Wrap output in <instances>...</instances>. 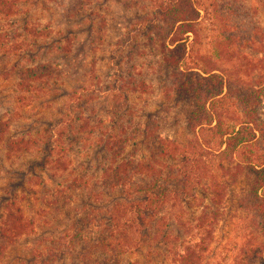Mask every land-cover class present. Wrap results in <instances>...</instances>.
Here are the masks:
<instances>
[{
    "label": "trees",
    "instance_id": "trees-1",
    "mask_svg": "<svg viewBox=\"0 0 264 264\" xmlns=\"http://www.w3.org/2000/svg\"><path fill=\"white\" fill-rule=\"evenodd\" d=\"M29 1L0 0V15L9 16L12 8L15 15H22L23 4ZM49 1L64 4L63 0ZM145 1L148 2L143 7L146 13L140 18L135 34L144 30V38L155 58L154 66H147L157 68L158 75L164 72L162 81L170 84L163 88L167 94L165 100L174 97L175 106L186 101L185 124L193 138L182 142L161 138L156 133L162 123L157 114L129 107L122 87L136 95L145 93L143 76L136 72V67H141L137 59L144 48L138 50L140 45L132 34L122 45L118 44L119 50L125 52L121 57L126 61L125 73L119 68L120 59L117 71L106 82L94 77L90 88L85 82L76 85L75 92L67 97L79 93L78 102L72 106L77 112L71 118L63 119L66 113L62 112V116L47 122V129L29 137L17 133L7 138L11 120L0 116V146L5 148L6 159L30 155L21 166L23 169L11 174L17 175L20 184L13 186L9 182L0 194V264L9 250L31 238L38 245L30 249L29 260L17 257L18 264H57L68 256L69 264H158L160 260L163 264H210L205 234L198 241L192 239L194 230L204 229L207 214L194 220L193 226L182 217L185 204L197 192H206L215 181L211 162L219 158L227 160L225 166L220 163L218 168L223 174L230 173L231 180L238 177L235 171L243 172L244 181L250 178L245 185L247 213L241 218L246 239L233 264H264V150L260 153L257 150L261 142L257 134L262 133L258 119L249 116L250 120L244 122L221 116L217 104L222 100V90L230 83L229 77L217 73L204 57H192L191 47L199 37L200 13L206 12L202 0ZM73 13L70 11L68 17ZM28 23L25 21L20 34L11 38V43L14 42L11 51L17 56L16 65L11 68L16 77L15 101L19 108L34 101L46 107L62 91V71L55 64L28 65L37 59L31 55L30 48L64 54L70 50L63 52V44L57 39L41 43L51 28H31ZM240 23L229 20L218 27L216 57L222 48H232L235 55L240 54L242 43L249 41H240L239 32L244 30ZM16 38L18 42L14 41ZM233 74L235 81L238 78ZM4 76L6 72L0 69V78ZM118 81L121 84L117 85ZM116 90L122 95L114 93V106L100 114L97 107L101 99ZM251 92L255 94L254 90ZM263 97L259 92L258 99ZM169 111L164 109L165 114ZM246 111L243 107L242 115ZM144 116L139 125L136 120ZM138 140L139 146H144L141 150ZM72 149L76 153L73 158L68 155ZM229 157L235 159L233 165ZM34 166L42 172V177L34 174ZM30 177L39 179L40 186H45L47 181L55 182L56 186L65 183L57 191L60 197L52 199V210L43 209L45 212L48 209L49 216L44 214L39 220L35 218L37 213L28 217L16 205L19 188L26 205L31 204L33 193L27 188ZM79 190L85 195L82 208L87 209L86 216L64 228L59 236L48 234L45 227L51 225L49 222H59L66 208V213L70 211L68 205L74 203ZM124 255L142 258L120 262Z\"/></svg>",
    "mask_w": 264,
    "mask_h": 264
},
{
    "label": "rangeland",
    "instance_id": "rangeland-1",
    "mask_svg": "<svg viewBox=\"0 0 264 264\" xmlns=\"http://www.w3.org/2000/svg\"><path fill=\"white\" fill-rule=\"evenodd\" d=\"M63 2L64 4L60 5L49 0H30L29 3L23 4L24 11L22 15H15L16 11L14 13L13 8L12 15H9V12L7 13L9 16L0 15V69L6 72V77L0 78V116L3 115V119L11 120L7 138L17 136V133L29 137L38 130L40 132V130L47 129V122L56 120V118L62 116V112L66 113L63 119L74 116L77 112L74 107L78 102L79 93L69 99L67 97L75 92L73 90L79 83L85 82L86 86L90 88L94 83V77H99L106 82L109 76L117 71L119 61L122 55L125 54V52L119 50L118 44L122 45L123 41H127L128 35L132 34L133 40L140 45L138 50L144 48L143 54L137 59V65L141 67H136V72L141 73L143 76L145 84L143 86L145 91H143L145 93L136 95V92L122 87V93L128 96L129 107L137 110L143 109L145 112L147 111V114H157L162 123H160V128L156 133L161 138L173 139L179 142L186 138L192 139V134L185 124L188 109L186 101L180 103L179 106H175L176 100L174 97L168 101L165 100L167 94L163 93V88L169 87L170 84L166 83L167 81H162L164 72L158 75L156 74L157 68L153 69L151 66H147V64L154 66L153 60L155 58L154 51L147 45L144 38V30L142 33L135 34L140 18L146 13L143 7L148 5V2L145 0H63ZM201 3L206 12L200 13L198 21L199 37L191 47L192 57L193 59L204 57L214 66V69L218 70L217 73H223L225 78L229 77L230 83L222 90V100L217 104L220 115L229 120L236 118L244 122L250 120L249 116H253L254 119L257 118L262 129V133L257 134L258 139H261L258 147L256 146L260 153L261 150H264V97L258 99L259 92L264 95V86H262L264 84V0H213V2L202 0ZM79 6H81V9H79ZM70 11L74 13L71 17H68ZM229 20L241 22L240 25L244 30L239 32V39L240 41L246 39L249 41L242 43L238 55L232 52V48L229 50L222 48V51L218 50V56L216 57L215 41L219 38L218 27ZM25 21L29 22L27 25L31 28L49 27V30L51 28V33L47 31V36L41 39V43L57 39L61 41L59 44H63V52H67V48L70 50L69 53L64 54L56 50L46 51L42 49L38 51L34 47L30 48L31 55H35L37 59L28 65L37 64L38 62L55 64L62 71L63 77L60 79V82L64 81L61 87L62 91L57 95L58 98H55L46 107L45 105L40 106L39 101H34L35 103L29 106L19 108L15 101L14 84L16 77L11 68L16 65L17 56L11 51L14 44V42L11 43V38L13 35L20 34L21 25ZM15 23L19 24L15 25ZM14 30L17 32L13 34ZM49 34L50 38L47 39ZM55 34L57 36H54ZM19 38L14 41L18 42ZM66 39L67 41H64ZM124 62L126 61H122L119 67L122 73L127 70ZM225 70L231 74L224 73ZM232 74L238 79L234 81ZM119 83L120 81L117 85ZM253 90L255 94H252L251 91ZM114 93L116 96L122 95L117 90L111 92L108 96L104 95V97H107L102 98L97 107L98 112H101L100 114H104L105 109L114 106ZM170 93L173 92L170 91ZM118 102H121V99ZM72 106L74 107L72 108ZM243 107H246L247 111L242 115ZM166 108L170 109L168 114L164 113ZM145 118L144 116L143 119L136 121L140 125ZM160 119L159 122H161ZM40 134L42 135L43 132ZM139 145L138 140L137 146L141 150L144 146ZM130 149L129 146L127 152ZM75 154L74 149L71 150V153H68L72 158ZM146 156H148V153ZM29 157L30 155H25L24 158L20 159L19 156H13L6 159L5 148L2 145L0 146V194L3 193V189L7 187L9 182H12L13 186L20 184L17 175L12 176L11 174L13 171L22 170L21 166L25 160L30 159ZM229 158L233 165L235 159L233 157ZM220 163L225 166L227 160L219 158L211 162L212 167H214L213 176L215 181L208 186L206 192H197L195 197L185 204L184 217H181L193 226L195 224L194 220H198L200 215L207 214L206 222L202 227L204 229L194 230L192 239L198 241V238L205 234L206 244L210 250L207 254L208 263L233 264V260L239 255L240 246L244 244L243 242L246 239L244 222L241 218L247 213L244 201L247 200L245 185L250 178L248 176L246 177L248 180L244 181L243 172L239 174L235 171V173H238V177L236 181H233L229 176L230 173L223 174L222 169L218 168ZM33 170L34 174L42 177V172L37 167L34 166ZM64 184L60 183L59 186H56L55 182L47 181L45 186H40L39 179L30 177L27 188L33 193L31 204L26 205L24 195H22L19 188L16 193L18 202L16 205L20 206L22 213L28 217L32 218L33 213H37L35 218L39 220L44 214L48 215L46 213L49 208L52 210V199L60 197L57 191ZM75 197L74 203L68 205L71 208L70 211L66 213V208L59 222H49L51 225L45 227L48 234L59 236L64 228L86 216L87 209L82 208L85 195L79 190L76 192ZM45 207H48L46 212L43 210ZM176 218L180 220L179 217ZM70 229L73 232V226ZM206 234L211 236L208 237ZM187 237L190 236L187 235ZM37 245L34 238L21 242V245L6 253L3 264H18L17 257L29 260L31 257V255L29 256L30 249ZM39 246L42 247V245ZM178 250L180 251V249ZM136 258L141 261L142 257L141 255H124L121 257L120 262H128V260ZM70 260L71 258L68 256L67 259H63V263L57 264H69ZM158 264H163V261L160 260Z\"/></svg>",
    "mask_w": 264,
    "mask_h": 264
}]
</instances>
